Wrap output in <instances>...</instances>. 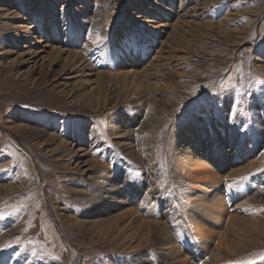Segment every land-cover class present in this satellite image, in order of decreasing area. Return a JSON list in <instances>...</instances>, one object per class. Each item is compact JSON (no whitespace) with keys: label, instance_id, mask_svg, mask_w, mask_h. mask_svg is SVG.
<instances>
[{"label":"rangeland","instance_id":"rangeland-1","mask_svg":"<svg viewBox=\"0 0 264 264\" xmlns=\"http://www.w3.org/2000/svg\"><path fill=\"white\" fill-rule=\"evenodd\" d=\"M86 1L90 11L78 18L82 38L70 40L66 11L82 10L83 0H29L32 16L24 0H0V264H162L172 255L194 260L196 249L204 258L218 249L220 264H264L258 255L264 228L256 219L264 215V156L250 168L246 152L234 157L241 151L232 146L221 175L230 178L238 169L249 175L223 205L226 218L235 219L231 225L206 220L202 233L182 219L188 198L175 163L180 129L195 121L209 128L216 118L240 135L253 131L262 143L254 151L264 155V84L257 82L264 81V0ZM50 3L63 33L58 41L41 33L35 18L46 23ZM101 5L110 8V19L93 18ZM105 33L115 52L145 43L136 77L114 78L117 54L109 53L106 66L79 60ZM144 69L164 75L158 80L162 98L179 96L156 123L149 122L158 117L155 109L137 90L153 80ZM237 102L242 114L233 107ZM141 123L146 133L137 132ZM130 146L150 156L137 162ZM101 161L118 173L127 169L134 181L121 202L102 207L91 205L99 199ZM147 161L156 166L163 191L136 185ZM260 190L259 201L245 202ZM149 207L164 228L138 225Z\"/></svg>","mask_w":264,"mask_h":264},{"label":"bare ground","instance_id":"bare-ground-1","mask_svg":"<svg viewBox=\"0 0 264 264\" xmlns=\"http://www.w3.org/2000/svg\"><path fill=\"white\" fill-rule=\"evenodd\" d=\"M83 2H84L83 4L84 8L82 10L78 9L77 12H74L71 8H69L66 11L67 17L69 18L67 23L69 26L66 36L70 40H76L82 38L81 30L80 27L78 26V18L79 16L80 17H83V15L86 16L90 11V8L85 6V3H87V1L83 0ZM23 4L28 9V15L32 16L30 12L29 0H24ZM0 7L3 8L2 6ZM54 7L55 6L53 3L48 4V8H47V12L49 14L47 18L48 25L47 22L45 23V21L42 18L41 19L39 18L40 17L39 14L35 15V18L38 19L37 23H39L38 27H40L38 28V30H40L41 33L43 34H47L48 36L50 35V37L53 38V40L58 41L59 39L58 37H63V33L60 29H58L57 22L55 23V18L52 13ZM4 10H5L4 8L0 9V11L3 12ZM109 10L110 8L108 7L106 8L105 5H101L99 10H97L96 12L91 11V13H94L93 18L97 17L102 20H107L110 19V16H108ZM80 13L82 15H80ZM14 25L16 26V24ZM35 26L37 25L35 24ZM102 27L103 26L100 25V28ZM109 38L110 37L107 36V33H105L101 38L102 42L90 41L93 44H91L92 46H90V50H87L90 52L89 53L86 52L85 54L87 58H85L86 56L84 57L82 56L80 57L79 60L83 61V63L85 62L86 66H89L91 64H94L95 66H98L100 64L106 66L108 63L107 57L109 53L117 54L114 56L113 59L115 66L113 72L114 78L116 80H126L130 75H132V77H136L134 74L135 65H138V63L139 64L144 63L143 62L145 61L144 55L148 50L145 43L142 44L140 49H138L136 47V44L133 43V45H131L130 48L126 47L124 49H119L117 52H115L112 47V44L109 41ZM152 69H144L145 71L144 73L147 76H151L153 80L149 78L146 79V81L148 82L147 83L148 86L138 87L137 90H139V93H145V95L141 97L142 98L141 101L148 103L149 108L155 109V113L158 115V117L157 118L150 117L149 122L156 123V120L158 119L161 121L164 120L165 116L168 115L169 110L173 107L174 102H176L179 99V96H174V94L171 93V95H167L164 98H162L164 92H161V90L163 91L162 89L163 86L159 84L158 80L159 79L162 80L164 75L154 73ZM74 72L77 73V71ZM105 72H107L106 73L107 76L111 77L112 70L107 69ZM134 120H136V118L129 121L134 122ZM199 123L200 121L199 122L195 121V123H190L186 127L181 128L180 131L178 132L177 141H176L177 144H175L176 145L175 163L179 171V175L177 176L178 179L180 178L181 180L184 181L183 182V189L185 190L184 194H186L188 198L182 201V205L180 206L182 212V219L183 221H186L187 224L186 226L188 227L187 229L191 231H195L196 233L203 232L202 228L204 227L205 224L204 221L206 220H212L214 222H218V221H225L228 219L226 218L227 211L225 210V207H223V205H225L227 199L229 198L234 199L237 196V194L240 192V190L238 189L239 187L234 189H228L227 185L232 183V181L237 180L241 176H249L243 173L242 171H240L239 169L237 170V172H234V174H232L231 175L232 177L230 178L229 177L225 178L224 176L221 175L222 174L221 171L222 169L224 170L226 165L225 164L226 156L228 155V151L232 150V146L235 148L234 151H238V152L241 151L240 154H236L234 157L240 158L242 157L241 155L246 152L245 155H248L250 159L248 161V166L250 168L253 165L257 164L258 162H263V156H264L263 153H257L256 151H254L253 146L260 147L262 146V143L257 141L253 131H247L246 133L240 135L238 130H236L234 127H229L226 121L220 118L213 119L209 128L201 127ZM145 125H147V123H141L137 132H139L140 134L146 133ZM95 145L96 142H93V146ZM133 146L138 147L139 146L138 142L135 141ZM133 146L128 147L129 155L133 157L134 160L137 162H141L142 160L143 162H145L144 158L146 156H150V154H143V152L137 151V149L135 151L133 150ZM231 157H233V155ZM100 164L101 165L99 168L101 170H99L98 172L99 174H97L98 175L97 178H101V179L99 181V186H98L99 190L96 191L97 193H99V199L94 200L92 196L90 198L93 199L91 201V205L94 204L96 205L97 203H101L100 205L102 207L104 204H107L108 206L110 202H113L114 200L117 201L119 198L123 199L122 195L125 196V194L130 188V185L134 181L130 177V172L127 169L122 168L121 169L122 173H118L120 171L118 170L112 171L110 168H107L106 164L103 161H101ZM109 164L110 166H112V162H110ZM94 165L95 164H93V166ZM143 168H145V174L142 177L143 181L138 182L136 185L138 187L144 185L148 186L147 192L163 191L162 185L160 184V179H161L160 174L157 172L156 166L152 164L150 161H147ZM108 172H111V174L109 175ZM116 180L121 181V183L117 184V182H115ZM96 181L98 182V180ZM245 183L246 181H243L240 188H242L245 185ZM260 192L261 190L257 191L255 194L252 193L250 196L246 195L248 197L245 198V202L251 204L253 202L259 201L261 198ZM108 197L111 198V201L105 200ZM177 197L179 198V194L177 195ZM118 201L121 202L122 200H118ZM28 204H30V201H25L22 207L27 209ZM243 206L246 205L244 203L240 204L241 208H239V211L242 212ZM146 209L147 210L144 211L145 214L141 215V217L138 219L137 221L138 225L140 226L145 225L147 227L149 225L151 226L153 225L155 229H158L160 226L164 228L165 222L158 221L159 218L158 213H155L153 210L150 209V207L149 209L148 208ZM234 219H235L234 215L231 214L228 219V223L230 224V222L233 221ZM256 219L257 222L261 223L264 228V215L263 214L258 215L256 216ZM162 236H163V240H166L167 244L170 245V243L171 244L175 243V237H173L171 234H162ZM192 237L196 238V234L193 235ZM227 246L228 245H226V248L229 249V247ZM218 253L219 250L217 249V254ZM168 254H169L168 252L164 253V255L166 256ZM194 254H195L194 260L187 259L185 258V256H183L184 259H181L180 256H173L171 254L172 255V256L170 255L171 258H166V257L165 259L162 258L161 263L166 264L167 262L168 264H170V262L168 261H172V264H220L219 262L221 259L218 257L219 255L217 254L214 255L213 253H211L212 254L211 257L204 258L203 253L198 249L195 250Z\"/></svg>","mask_w":264,"mask_h":264},{"label":"snow or ice","instance_id":"snow-or-ice-1","mask_svg":"<svg viewBox=\"0 0 264 264\" xmlns=\"http://www.w3.org/2000/svg\"><path fill=\"white\" fill-rule=\"evenodd\" d=\"M97 42H102L101 41V37L99 36V34H97ZM257 82L261 83V84H264V81H257ZM238 103L239 102H237V104L233 106L234 109H238ZM238 110L242 114L243 110L242 109H238ZM247 179H248V176H241L237 180H234V181H232V183L228 184L227 188L228 189H234V188L240 187L242 182L246 181ZM0 218H3V214L2 213H0ZM258 255H259V258L261 260H264V253H260ZM232 264H244V262L237 261V262H232ZM247 264H255V262L254 261H249V262H247Z\"/></svg>","mask_w":264,"mask_h":264}]
</instances>
